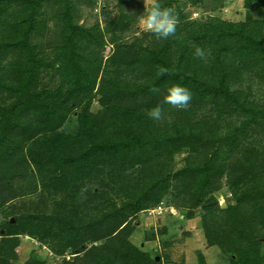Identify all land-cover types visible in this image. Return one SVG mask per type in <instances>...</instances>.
<instances>
[{
  "label": "trees",
  "instance_id": "16d2710c",
  "mask_svg": "<svg viewBox=\"0 0 264 264\" xmlns=\"http://www.w3.org/2000/svg\"><path fill=\"white\" fill-rule=\"evenodd\" d=\"M244 1L245 18L232 22L220 16L191 19L182 7L186 0H161L179 22L174 37L158 40L136 29L138 7L128 16L120 5L111 18L103 3V25L99 19L81 22L84 9L76 0H0V161L7 168L0 172V199L8 202L2 179L15 174L20 158L48 163L56 153L62 178L69 181L59 177L64 192L50 214L24 215L11 225L22 221L17 232L1 237L6 264L21 260L22 234L47 239L52 252L48 260L29 256L26 264H164L158 247L144 246L158 233L152 230L139 242L133 216L162 206L176 152L188 154L176 175L206 196L216 168V175L231 179L239 175L237 162L249 171L258 166L255 161L264 159V20L254 18V11L264 10V0ZM89 6L93 13L98 0ZM197 46L206 59L194 56ZM158 66L169 73L160 76ZM176 84L192 94L187 110L163 104L170 121L150 119L147 111ZM154 87L160 92L154 94ZM94 99L98 111L90 107ZM71 116L76 136L62 126L67 120L70 128ZM80 140H89L90 147L75 154L71 144ZM126 161L131 175L125 174ZM190 171L192 178L186 176ZM248 175L255 183L264 177ZM82 188L87 190L81 193ZM253 190L227 212L201 220L212 246L219 236L220 244H238L245 230L255 251L247 247L235 259L231 247L226 254L232 264H257L264 190ZM223 218L227 221L220 223Z\"/></svg>",
  "mask_w": 264,
  "mask_h": 264
},
{
  "label": "rangeland",
  "instance_id": "374dc122",
  "mask_svg": "<svg viewBox=\"0 0 264 264\" xmlns=\"http://www.w3.org/2000/svg\"><path fill=\"white\" fill-rule=\"evenodd\" d=\"M76 1L79 2V5L84 9L81 22L86 21L90 24L94 23L96 19L103 21V25L105 24L104 14L100 8L103 3L109 5L111 18L119 15L120 5L126 8L124 11L128 16H131L137 7L141 16L143 15L142 5L144 0H98V6L93 13L89 6L90 0ZM186 1L187 4L183 3L182 7L190 14L191 19L220 16L232 22H237L245 18L247 11L244 7V0H202L198 5H192L190 0ZM175 6L176 4H174V7ZM129 7L134 10H127ZM254 18L264 20V10L254 11ZM136 29L138 31L143 30L140 25V19L138 21V28ZM117 33H119V31H117ZM109 37V34H107L106 38L109 39ZM100 106L98 99H94L90 107H92L93 111H98ZM32 113L34 114L33 111ZM71 119L73 121L69 123L70 128L67 120L62 126H67L69 131L65 132L68 135L76 136L78 135L75 130L77 126L76 118L71 116ZM64 127H62V129H64ZM85 141L86 140H80L79 142L76 141L77 143H72L71 145L74 146L70 148L73 149L70 151L75 154H81L84 148L90 147L88 146L89 140ZM77 147L82 148L77 149ZM42 153L46 155V151H42ZM176 153L178 154L173 161L174 164L171 166L172 170L169 174L171 177L170 180L167 181V190H169L162 201V206L156 208L154 206L147 210H141L138 214L133 216L137 223V229L135 231V237L137 236L136 239L141 242L147 239L145 236L146 233L152 230L157 232L156 241L146 240L145 245L144 243L143 245L146 246L148 250L158 247L164 264H232V257L235 259L239 257L245 248L249 247L254 250L256 246L253 245L250 247L245 236V230L240 233V235L244 233L245 239H239L238 244H226L225 242L220 244L222 239H220L219 236L216 239V244L213 246L210 245L209 239L207 238L208 233L206 235L208 229L202 224L201 220L206 214L210 215L216 212L215 215L219 216L223 211L227 212V209L230 206L236 205L239 199L245 194L251 197L249 194L254 192L253 188L264 190V182L261 181L264 180V177L262 179H256V183L252 182L253 180L247 181L246 178V174L248 173V176L253 178L258 177L257 175L260 176V174H262V176L264 175L263 170L255 169L257 167L264 169V159L258 162L255 161L258 166H254L250 171L245 169L244 163L237 162V172L239 175L231 179L227 178V173L216 175L217 171H219V169L216 168L212 176L214 179L211 180V186H209L210 191L212 190L214 192L212 193L211 191L210 194L206 196L207 193H204L202 190L204 193V197H202V191L199 187L196 188L191 183L187 184L183 181L184 177L180 178L176 175L177 171L184 169L188 157L186 151L179 150ZM55 157H57L56 153L52 154V160L49 156V164L47 161L41 162L39 160H33L32 158L26 161L20 158V167H15L17 169L15 174H7V180L3 177V185L6 190L1 194L6 199L8 198V202L0 199V241L1 237L6 235V232H17L16 228L21 225L22 221L15 225L16 227H12L11 225L16 223V219L24 215L42 217L50 214L58 205V202L61 200V195L63 194L62 192H64L63 184H65L59 180V177H64L65 173L62 170L61 161L58 163L59 160L54 159ZM71 157L73 158L75 156L71 155ZM4 164L7 167L6 162H4ZM130 165V162L126 161L124 166V169H126L125 174H130L127 169L130 168ZM217 166H219V164H217ZM0 167H3L1 161ZM106 169H109V167H106ZM6 170L7 168L3 167L0 172H5ZM115 171L121 170L117 167ZM190 173L191 171L187 173L186 176L192 178L193 176ZM65 179L66 178H62L61 180L69 183V181ZM88 182L91 184V181ZM55 183L58 184L54 185ZM97 186L102 187L100 184ZM215 188L216 190H213ZM101 191L105 192L103 189H101ZM224 215L227 216V213ZM225 221H227V218H223L220 223ZM244 227V229H249L248 226ZM259 227V234L264 237V227L261 225ZM215 235H220V233L218 234L215 232ZM20 237V248L17 251L21 250V253L19 252L21 260H19L17 264H26L25 261L29 259V256L30 258L42 260L51 258L52 252L48 248L50 246L47 239L45 240L48 244L45 240L43 241V239L40 240L37 237L28 236L26 234H22ZM231 247L235 249V254L232 257L226 254V250H229ZM258 249L257 264H264V238L258 245ZM5 259L6 254L0 252V264H6L4 261ZM235 263L240 264L239 260Z\"/></svg>",
  "mask_w": 264,
  "mask_h": 264
},
{
  "label": "clouds",
  "instance_id": "9594fccd",
  "mask_svg": "<svg viewBox=\"0 0 264 264\" xmlns=\"http://www.w3.org/2000/svg\"><path fill=\"white\" fill-rule=\"evenodd\" d=\"M145 11L140 17V25L142 29L154 35L158 40H167L174 37L177 32L178 17L172 7H165L161 0H144ZM194 56L198 59H206V51L197 46L194 50ZM169 73V69L163 66H158V74L164 76ZM154 94L160 92L159 88H152ZM192 100L190 90L179 84L173 85L167 89V94L163 97L161 104L149 109L147 116L153 121L159 123L166 118L170 121L171 117H166L163 104H168L176 110H187ZM86 188L81 189V193L86 191Z\"/></svg>",
  "mask_w": 264,
  "mask_h": 264
}]
</instances>
